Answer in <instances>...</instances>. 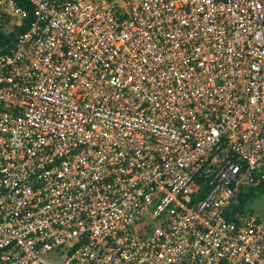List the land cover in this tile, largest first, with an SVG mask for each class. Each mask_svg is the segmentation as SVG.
I'll list each match as a JSON object with an SVG mask.
<instances>
[{
	"label": "built area",
	"instance_id": "1",
	"mask_svg": "<svg viewBox=\"0 0 264 264\" xmlns=\"http://www.w3.org/2000/svg\"><path fill=\"white\" fill-rule=\"evenodd\" d=\"M12 35L0 264H264L227 216L264 182V0H0Z\"/></svg>",
	"mask_w": 264,
	"mask_h": 264
},
{
	"label": "rangeland",
	"instance_id": "2",
	"mask_svg": "<svg viewBox=\"0 0 264 264\" xmlns=\"http://www.w3.org/2000/svg\"><path fill=\"white\" fill-rule=\"evenodd\" d=\"M235 203L237 205L238 201L235 200ZM243 211L244 212L241 214L244 215V217L258 215L264 219V186L261 187L259 191H256L254 196L251 197L250 201H248L243 206ZM49 258L56 262H60V258H58L56 255H50Z\"/></svg>",
	"mask_w": 264,
	"mask_h": 264
},
{
	"label": "trees",
	"instance_id": "3",
	"mask_svg": "<svg viewBox=\"0 0 264 264\" xmlns=\"http://www.w3.org/2000/svg\"><path fill=\"white\" fill-rule=\"evenodd\" d=\"M21 4L23 6H25L26 8H29L28 3L24 2V1H20ZM30 9V8H29ZM24 29V28H23ZM12 38H14V35L11 36V38H6V37H1L0 38V46L3 45L6 42H10V40H12ZM262 168L264 170V163L262 164ZM264 186V182L258 187V188H250L246 191H242L236 198V200L238 201V204L236 205V203L234 202L232 204V206L230 207L227 216L228 218H232L233 215H235L236 213H242L243 211V206L250 201L251 197L254 196L256 191H259V189L261 187Z\"/></svg>",
	"mask_w": 264,
	"mask_h": 264
}]
</instances>
